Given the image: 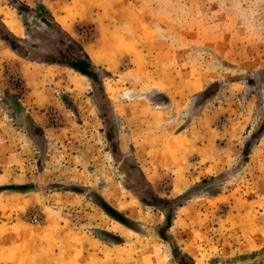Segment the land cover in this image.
<instances>
[{
    "label": "rangeland",
    "instance_id": "obj_1",
    "mask_svg": "<svg viewBox=\"0 0 264 264\" xmlns=\"http://www.w3.org/2000/svg\"><path fill=\"white\" fill-rule=\"evenodd\" d=\"M14 1L106 97L0 37V264H264V0Z\"/></svg>",
    "mask_w": 264,
    "mask_h": 264
},
{
    "label": "trees",
    "instance_id": "obj_2",
    "mask_svg": "<svg viewBox=\"0 0 264 264\" xmlns=\"http://www.w3.org/2000/svg\"><path fill=\"white\" fill-rule=\"evenodd\" d=\"M14 3H15L14 5L18 8L20 13L24 11L30 13V11H32V9L29 6L20 3L19 0H17L16 2L14 1ZM22 6L24 8H22ZM47 12L50 21L48 22V24L50 25L49 32H47L48 34L41 31H35V34L37 35V37L40 38L42 37L47 40V44L46 46H43V48L49 50L50 53H40L39 55H34L28 59L38 62H45L49 64H54V63L64 64L65 62H67L68 66L90 77L96 88L98 87L97 89L100 90V92H102V97L104 96L105 98L106 96L103 94L104 89L102 85V78L100 76L99 71L97 70V66L92 61L91 57L89 56L85 48L81 44H79L65 29H63L59 23L55 21L50 11ZM51 34H53L54 37H51ZM0 37L5 39L8 45L14 51L19 53L21 56L26 57L24 55L26 49L19 44L21 38L15 35L12 31H10L1 19H0ZM104 73L107 72L104 71ZM263 133H264V124L261 126V128L257 131V133L254 136L258 137L261 136ZM180 199L181 197L174 199L173 201H180ZM179 205L180 202L177 204V206ZM105 208L106 211L109 212L118 221L126 224L124 219L118 216L117 213L118 211H116L113 207L108 205L105 206ZM172 212H173L172 209H170L169 212L170 220L172 217L171 216Z\"/></svg>",
    "mask_w": 264,
    "mask_h": 264
},
{
    "label": "bare ground",
    "instance_id": "obj_3",
    "mask_svg": "<svg viewBox=\"0 0 264 264\" xmlns=\"http://www.w3.org/2000/svg\"><path fill=\"white\" fill-rule=\"evenodd\" d=\"M7 24H8V26H9V28H10V30L13 32V33H15L16 35H21V31H22V29H21V27H20V25H19V23H18V20H17V18H15L13 15H11V14H9L8 15V21H7Z\"/></svg>",
    "mask_w": 264,
    "mask_h": 264
},
{
    "label": "water",
    "instance_id": "obj_4",
    "mask_svg": "<svg viewBox=\"0 0 264 264\" xmlns=\"http://www.w3.org/2000/svg\"><path fill=\"white\" fill-rule=\"evenodd\" d=\"M22 8H24V7L22 6ZM24 55H25L27 58H30V57L34 56V55L31 54L30 51H29V52L26 51ZM65 64L68 65L67 62H65Z\"/></svg>",
    "mask_w": 264,
    "mask_h": 264
},
{
    "label": "built area",
    "instance_id": "obj_5",
    "mask_svg": "<svg viewBox=\"0 0 264 264\" xmlns=\"http://www.w3.org/2000/svg\"><path fill=\"white\" fill-rule=\"evenodd\" d=\"M34 221H37V216H34Z\"/></svg>",
    "mask_w": 264,
    "mask_h": 264
}]
</instances>
